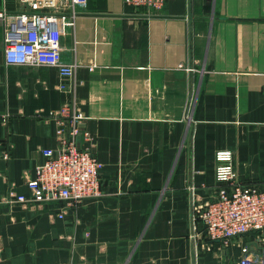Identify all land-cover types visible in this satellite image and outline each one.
<instances>
[{
  "label": "crops",
  "instance_id": "obj_1",
  "mask_svg": "<svg viewBox=\"0 0 264 264\" xmlns=\"http://www.w3.org/2000/svg\"><path fill=\"white\" fill-rule=\"evenodd\" d=\"M60 42L72 77L6 65L0 26V264H239L249 236L204 245L194 206L222 184L220 150L241 182L264 184V0H165L154 14L88 0ZM67 100L86 116L101 194L6 202L30 195Z\"/></svg>",
  "mask_w": 264,
  "mask_h": 264
},
{
  "label": "built area",
  "instance_id": "obj_2",
  "mask_svg": "<svg viewBox=\"0 0 264 264\" xmlns=\"http://www.w3.org/2000/svg\"><path fill=\"white\" fill-rule=\"evenodd\" d=\"M147 14L159 12L165 0H123ZM88 0H3L0 26L6 65L54 66L63 77L74 75L75 63L65 62L60 38L72 28ZM264 101V84L261 89ZM56 122V147L42 150L44 161L27 180L30 195L9 192L4 200L21 205L64 201L81 204L101 194V161L94 154L86 116L76 101H64L49 113ZM80 140V142H79ZM215 177L222 184L214 195L194 206V218L202 224L198 237L204 245L214 241L233 244L248 235L241 246L239 264H264V184L248 185L238 179L232 153L215 155ZM63 215V211L58 214ZM239 238V239H238ZM252 246V247H251Z\"/></svg>",
  "mask_w": 264,
  "mask_h": 264
}]
</instances>
